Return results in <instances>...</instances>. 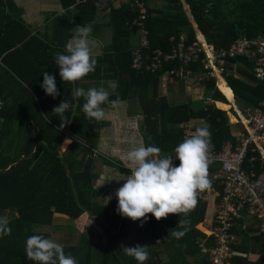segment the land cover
Returning <instances> with one entry per match:
<instances>
[{
  "label": "trees",
  "instance_id": "1",
  "mask_svg": "<svg viewBox=\"0 0 264 264\" xmlns=\"http://www.w3.org/2000/svg\"><path fill=\"white\" fill-rule=\"evenodd\" d=\"M74 1L60 0L72 21L77 25L97 27L98 6L102 0H86L71 11L69 8ZM146 3L151 49L169 50V37H178L181 33H185L190 42L195 38L194 25L217 47L228 46L240 35H264V0H146ZM11 4H14L12 0H0V60L5 67L0 66V216L11 212L8 219L11 234L0 237V264H36L26 256V239L31 235L51 239V231L34 225H51L55 213L77 219L85 212L110 231V238L101 245L95 238V227L86 224L77 234L75 243L62 244L65 254H71L77 264H137L134 258L111 245V231L122 218L116 211L118 202L111 200L112 209L108 212L98 200L106 191L95 187L97 174L93 162L94 156L98 157L94 155V145L102 121L86 118L82 111L84 99L71 96L72 89L87 90L91 86L56 81L60 95L55 99L46 95L40 87L42 73L59 74L54 56L64 54L65 46L40 36L31 39L28 27L20 18L13 17L12 23L7 20L10 14L6 6ZM136 14L130 3L110 6L102 25L111 29L112 39L99 62L104 63L107 73L111 71L108 67L114 64L111 75L118 84L115 93L119 99L128 98L133 92L139 96L144 113V145L159 147L161 155H168L180 143L182 124L190 122H194L195 129L209 125L211 144L216 147L223 140L233 138L234 127L225 110L214 103L205 105L202 98L198 106L191 101L171 103L166 95L159 93L161 71L134 75L130 38L135 30L129 27V22ZM106 55H111L114 62L109 59L106 63ZM122 55H129L130 59L122 63ZM230 61L236 63L241 74L240 78L228 76L237 104L250 107L264 99V79L253 76V61L245 56ZM170 65L165 64V68ZM203 84L204 96L226 102L213 78ZM220 86L233 99L222 83ZM109 99H117V95ZM62 101H68L64 115L70 123L60 129V118L52 110ZM65 136L72 138V142L61 150ZM104 162L124 174L129 173L126 167L107 159ZM197 200V206L187 216L170 214L157 221L148 214L144 225L150 235L146 244L150 257L145 264H209L207 253L201 251L198 243L202 241L203 246L209 248L213 245L212 238H204V233L195 226L203 218L206 200L199 196ZM180 219L189 223L185 226V234L177 239L171 232L184 231L177 226ZM252 219L258 223L257 227L254 224L244 226L245 218L233 227L237 238L229 247L245 253L256 248L260 252L258 259L250 261L241 254H233L227 257L229 264H264V234L259 232L262 218Z\"/></svg>",
  "mask_w": 264,
  "mask_h": 264
},
{
  "label": "built area",
  "instance_id": "2",
  "mask_svg": "<svg viewBox=\"0 0 264 264\" xmlns=\"http://www.w3.org/2000/svg\"><path fill=\"white\" fill-rule=\"evenodd\" d=\"M84 1L75 0L72 6ZM110 1H129L136 10L137 14L129 22V27L138 36L132 54V67L137 74L161 71V75L165 74L170 81L200 87L202 92L198 94L205 105L218 104V100L203 95V82L213 78L215 86L226 98L224 104L228 107L225 110L233 115V120L229 118V123L234 127L231 133L233 138L223 140L219 147L214 144L210 146L208 159L211 187L198 193V196L212 200L215 207L208 218L203 216L195 226L204 233V238H212L213 245L209 248L204 247L202 241L198 243L201 251L207 253L209 264H227L229 255H242L229 247L237 238L233 227L240 224L242 219L247 216L262 218L259 232L264 234V99L250 107L239 106L228 84V76L241 77L236 63L230 61L237 56L251 59L253 76L259 80L264 79V35H240L228 46L217 47L208 42L194 25L195 38L190 42L187 41V35L181 33L178 37H169V50L160 47L151 49L146 26V0ZM167 63L171 65L165 68ZM221 83L230 91L233 99L221 88ZM195 130L190 123L182 124L180 143ZM95 154L97 152L94 150ZM168 155L174 157L175 152ZM173 164L178 166L179 160L173 158Z\"/></svg>",
  "mask_w": 264,
  "mask_h": 264
},
{
  "label": "clouds",
  "instance_id": "3",
  "mask_svg": "<svg viewBox=\"0 0 264 264\" xmlns=\"http://www.w3.org/2000/svg\"><path fill=\"white\" fill-rule=\"evenodd\" d=\"M92 31L91 24L78 25L72 30L71 38L65 45V53H57L54 61L59 67V76L65 83H76L94 72L97 59L93 56L89 36ZM43 82L40 87L46 95L55 99L60 95L56 87L55 77L48 72L43 73ZM118 84L109 83L108 91L104 87L89 88L85 90L77 87L71 90V96L79 100L84 99L82 111L88 119L102 121L105 118L103 105L116 106L120 103L118 93H115ZM113 94L116 100H110ZM68 101H62L52 113L61 121L60 129L70 123L64 113L68 109ZM71 143L66 140L65 144ZM211 146V131L209 125L196 128L189 138H186L175 149V156H161V149L154 145L139 146L126 151L122 163L129 170V175L123 179L115 196L118 199L117 213L129 218L133 222L148 221V214L157 221L167 218L170 214L187 216L197 206L198 193L211 187L209 179V149ZM173 158L179 160V165L173 164ZM189 223L188 220H179L177 226L184 231L173 230L171 236L182 237ZM7 217L0 216V237L11 234ZM175 229V228H174ZM121 250L129 257L134 258L137 264H145L150 253L147 245L121 246ZM26 256L36 264H77L71 254H65L64 246L42 235H31L26 239Z\"/></svg>",
  "mask_w": 264,
  "mask_h": 264
},
{
  "label": "crops",
  "instance_id": "4",
  "mask_svg": "<svg viewBox=\"0 0 264 264\" xmlns=\"http://www.w3.org/2000/svg\"><path fill=\"white\" fill-rule=\"evenodd\" d=\"M14 4L7 5L6 9L8 10L10 17L7 20L14 18H20L25 25L28 27L30 31V38L32 39L34 36H40L45 38L47 41H51L55 44L61 43L63 46L66 45L68 40L71 38L72 30H74L78 25L72 21L71 16L67 15L66 8L62 5L60 0H12ZM75 2V1H74ZM126 3H130L129 1H124ZM111 2L110 0H102L98 6L99 14L97 27H95V33H90L89 42L92 47L93 56L97 59V67L94 72L84 77L82 80L77 81V84L91 86V88H100L104 87L108 91L112 92V89L108 88V85L112 81H116L111 73L113 72L114 64L111 67V71L109 73L104 69V63L99 62L100 56L103 57V50L109 45V42L106 39L103 40L102 35L97 36V32L102 30L105 26L102 25L104 21V17L110 10V6L118 7L122 3ZM131 4V3H130ZM74 6H70V10L72 11ZM61 17V18H60ZM93 28V27H92ZM95 34V37L93 36ZM100 34V33H99ZM96 36L98 39H96ZM130 48L134 46L138 41L137 34H132L130 38ZM26 47V45L24 46ZM106 63L108 60H111V55H106ZM121 58V56H120ZM127 58L130 59V56L122 55V63L127 61ZM112 61V60H111ZM12 65H15V61L10 59ZM114 62V60L112 61ZM0 66L5 68L0 60ZM49 74L55 77V81H62L59 74L48 72ZM110 74V75H109ZM113 74V73H112ZM135 76L137 75L135 71ZM132 75V76H134ZM166 78V82L165 79ZM167 85H166V84ZM180 82L170 81L169 78L163 74L158 77V85H159V93L163 95L164 93L160 92V87L164 88V86L172 85L177 87V84ZM186 86V85H185ZM192 96L201 93L202 90L200 87H190L186 86ZM179 87L175 90L177 91ZM164 91V90H162ZM134 98L137 99L134 102ZM116 100V99H110ZM121 103H118L116 106L111 104L103 105L105 110V118L102 120V125L99 127L98 138L94 145V150L97 152L98 157L94 156V170L97 174L95 179V187L105 188V192L98 196V200L107 207V211L109 212L112 209L111 200H116L118 202L117 197L115 196L116 190L122 186L125 182V179L130 173H122L117 169L113 168V166L108 165L104 162L105 159L115 164H119L122 167H125L122 163V157L126 151L129 149L139 146L143 142L142 137V123L144 115L139 118L140 115L144 114L143 109L140 111L139 107L142 108L140 98L137 93L133 92L131 96L128 98L119 99ZM236 101V99H235ZM1 103V100H0ZM237 103V102H236ZM219 104V105H218ZM217 107L225 110L228 106L224 104V101H218ZM224 107V108H223ZM226 111V110H225ZM229 118L233 120V115H231L230 111H226ZM119 114V118H118ZM140 119V120H139ZM190 124H194V122H190ZM182 132V129H181ZM181 136V134H180ZM66 140H70L72 142V138L69 136H65L60 148L61 150H65L70 143L65 144ZM110 141V142H108ZM144 143V142H143ZM100 148V150L97 149ZM208 200H206L207 202ZM212 201V200H211ZM212 205L210 210L206 213V206L204 215L208 218L213 210L214 202L212 201ZM11 212L6 211L5 217L10 218ZM15 215L16 213L13 212ZM63 217L62 220L65 221V224L59 225L55 224L57 219L52 220L51 227V238L52 233L58 230L59 227L61 229L66 228V234H78L86 224H90L95 227V238L100 242L101 245H105L110 238V231L107 232L103 224L101 225L97 218H91L90 215L85 212L77 219H71L66 214L63 213H55L54 216ZM53 216V218H54ZM107 217V216H106ZM106 217L103 218V223L106 226L107 224L104 220L107 221ZM122 217V216H121ZM67 218V219H66ZM100 220V219H99ZM242 221V220H241ZM142 221L133 222L129 218L122 217L120 222H118L117 227L113 228L111 231V245L113 248L117 250H121V246H134L136 244L146 245L150 241V235L148 232V228L144 225L141 227ZM245 226L254 224L253 226L257 227L255 220L248 216L245 218V221L242 222ZM262 224V223H261ZM260 226V225H259ZM54 231V232H53ZM78 236V235H77ZM264 237V236H263ZM78 240V237H75V242ZM67 243V242H65ZM255 246V244H254ZM237 251V250H235ZM239 252V251H237ZM242 256L248 258L250 261H256L259 257L260 252L256 250V248L248 249V251L240 252ZM227 264L228 260L226 259Z\"/></svg>",
  "mask_w": 264,
  "mask_h": 264
},
{
  "label": "rangeland",
  "instance_id": "5",
  "mask_svg": "<svg viewBox=\"0 0 264 264\" xmlns=\"http://www.w3.org/2000/svg\"><path fill=\"white\" fill-rule=\"evenodd\" d=\"M182 1H184V0H182ZM184 5L187 6L185 3H184ZM98 12H99V10H98ZM187 12H188V9H187ZM189 15H190V13H189ZM190 17H191V15H190ZM91 33H95V28H92ZM98 35L99 36L100 35L104 36L103 40L106 39V41L109 42L110 37H112V31L108 27H104L102 30L97 32V36ZM93 36L95 37V34ZM97 36H96V39H98ZM110 42H111V40H110ZM164 79H165V82H166L167 81L166 78H164ZM177 87H179V89L176 91L175 89ZM177 87H174L173 84L172 85H168V87L164 86V88L160 87V92L164 93L163 95H166L171 103H183V102L191 101V102L195 103L198 106V104H199L198 100H200L199 98H201V95L196 94L195 96H192L190 94L189 90L186 88L184 83L177 84ZM162 90H164V91H162ZM231 90H233V89H231ZM136 101H137V99L134 98V102H136ZM120 103H121V101H120ZM138 107H139L140 111L142 112V108L140 106H138ZM142 116H143V114L140 115L139 118H141ZM118 118H119V114H118ZM108 142H110V141H108ZM97 149L100 150L99 147H97ZM212 204L213 203H212L211 200H208L206 202V213L210 210V207H211ZM249 217L256 218L255 216H248V218ZM54 219H57V221H55V224H59V225L65 224V221L62 220L63 217L55 215L53 220ZM34 226H36L38 229H41V230H47V231L50 230V231H52L51 230L52 229L51 225L35 224ZM57 228H58V230L55 231V233H52V238H51L52 240H54L55 242L60 243V244H65V242H67V243H75V237H78L77 234L74 233V234L65 235L66 234L65 232L67 230L66 228L63 227V229H61V231L59 230L60 229L59 227H57Z\"/></svg>",
  "mask_w": 264,
  "mask_h": 264
},
{
  "label": "bare ground",
  "instance_id": "6",
  "mask_svg": "<svg viewBox=\"0 0 264 264\" xmlns=\"http://www.w3.org/2000/svg\"><path fill=\"white\" fill-rule=\"evenodd\" d=\"M219 105V104H218ZM224 108V107H223Z\"/></svg>",
  "mask_w": 264,
  "mask_h": 264
}]
</instances>
